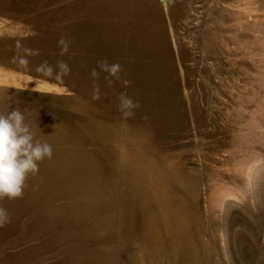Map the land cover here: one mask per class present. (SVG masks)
<instances>
[{
  "label": "rangeland",
  "instance_id": "obj_1",
  "mask_svg": "<svg viewBox=\"0 0 264 264\" xmlns=\"http://www.w3.org/2000/svg\"><path fill=\"white\" fill-rule=\"evenodd\" d=\"M140 1L154 6L153 19L125 36L123 28L131 25L127 16L140 15L141 10L117 9L116 15H124L123 28L106 22L99 37L110 33L124 48L120 58L105 49L102 61L109 66L119 63L121 71L131 75L133 68L139 72L133 92L123 83L120 90L139 106L131 117L122 113L119 118L149 127L151 143L165 164L192 179V207L200 218L202 244L197 264H264V0H172L185 77L176 66L162 0ZM69 3L38 0L15 5L0 0V25L5 17L62 31L78 21L66 12ZM84 45L70 41L73 51ZM87 63L94 64V56ZM101 68L107 94L116 75ZM57 84L64 89L60 97L73 98L74 90ZM110 99L108 95L104 102L108 113L113 111ZM9 200H2L11 219L0 228V264H51L87 247L66 239L46 246L52 233L63 228L34 225L29 201L21 198L18 208L10 211Z\"/></svg>",
  "mask_w": 264,
  "mask_h": 264
},
{
  "label": "bare ground",
  "instance_id": "obj_2",
  "mask_svg": "<svg viewBox=\"0 0 264 264\" xmlns=\"http://www.w3.org/2000/svg\"><path fill=\"white\" fill-rule=\"evenodd\" d=\"M68 1L66 12L78 21L62 31L41 30L5 17L0 25V113L19 109L35 138L53 148L52 158L39 162L38 174H29L22 198L29 201L34 225L63 228L52 233L46 246L63 239L87 246L51 264H197L202 244L200 218L192 207L194 183L165 164L151 143L149 127L119 118L121 83L133 92L140 79L138 70L133 68L131 75L119 68L106 94L105 75L99 66L105 49L117 58L124 54L110 33L99 38L106 22L123 28L124 15H116L115 10H141L140 15L127 16L131 25L122 33L129 36L153 19L154 6L140 0ZM36 2L11 0L15 5ZM85 12L88 18H82ZM162 14L169 24L177 69L185 77L181 40L173 27L178 13L172 0H162ZM14 23V27L7 25ZM61 37L86 45L74 51L69 46L62 56ZM89 56H94L92 65L87 63ZM21 59L28 64H21ZM45 60L56 71L57 61L64 60L71 72L62 80L49 78L50 82L36 71ZM93 70L98 73L95 78ZM57 83L74 90L73 98L60 97L64 89ZM96 89L99 99L94 98ZM108 95L111 113L104 103ZM20 201L9 200L8 210L17 209Z\"/></svg>",
  "mask_w": 264,
  "mask_h": 264
},
{
  "label": "clouds",
  "instance_id": "obj_3",
  "mask_svg": "<svg viewBox=\"0 0 264 264\" xmlns=\"http://www.w3.org/2000/svg\"><path fill=\"white\" fill-rule=\"evenodd\" d=\"M58 45L61 48L60 55L68 53L69 40L61 37ZM20 63L27 65L28 61L21 59ZM99 66L110 69L114 75L119 71L118 64L109 66L106 60L100 61ZM56 68L58 71L45 60L37 66L36 71L56 80H62L71 72L64 60L57 61ZM91 75L95 78L98 73L93 70ZM94 98L99 99V89L95 90ZM119 99L120 111L126 118L131 117L134 114L132 110L139 106L138 103L123 94ZM52 155V146L35 138L22 111L15 109L7 114L0 113V200L22 198L29 174H38L39 162L45 158L51 159ZM10 219L7 209L0 206V228L10 223Z\"/></svg>",
  "mask_w": 264,
  "mask_h": 264
}]
</instances>
